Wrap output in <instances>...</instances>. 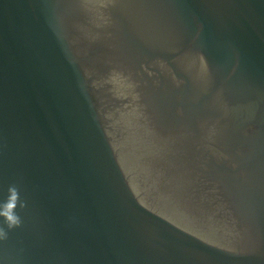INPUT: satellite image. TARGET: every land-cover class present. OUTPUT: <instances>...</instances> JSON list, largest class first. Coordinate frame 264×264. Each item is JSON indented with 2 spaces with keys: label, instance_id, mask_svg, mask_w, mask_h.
<instances>
[{
  "label": "water",
  "instance_id": "obj_1",
  "mask_svg": "<svg viewBox=\"0 0 264 264\" xmlns=\"http://www.w3.org/2000/svg\"><path fill=\"white\" fill-rule=\"evenodd\" d=\"M0 264H264V0H0Z\"/></svg>",
  "mask_w": 264,
  "mask_h": 264
},
{
  "label": "clouds",
  "instance_id": "obj_2",
  "mask_svg": "<svg viewBox=\"0 0 264 264\" xmlns=\"http://www.w3.org/2000/svg\"><path fill=\"white\" fill-rule=\"evenodd\" d=\"M3 234L2 233H0V236H2Z\"/></svg>",
  "mask_w": 264,
  "mask_h": 264
}]
</instances>
